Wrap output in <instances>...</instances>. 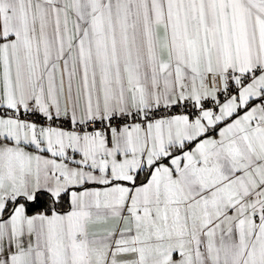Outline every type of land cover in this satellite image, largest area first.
I'll list each match as a JSON object with an SVG mask.
<instances>
[{"label": "snow or ice", "instance_id": "6c2138e0", "mask_svg": "<svg viewBox=\"0 0 264 264\" xmlns=\"http://www.w3.org/2000/svg\"><path fill=\"white\" fill-rule=\"evenodd\" d=\"M0 264H264V0H0Z\"/></svg>", "mask_w": 264, "mask_h": 264}]
</instances>
